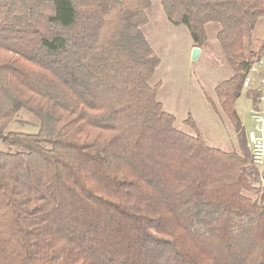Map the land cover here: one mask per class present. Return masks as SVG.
<instances>
[{
  "label": "trees",
  "instance_id": "1",
  "mask_svg": "<svg viewBox=\"0 0 264 264\" xmlns=\"http://www.w3.org/2000/svg\"><path fill=\"white\" fill-rule=\"evenodd\" d=\"M83 2L0 0V264H264V171L236 109L264 0L162 3L197 48L220 29L229 151L164 110L149 0Z\"/></svg>",
  "mask_w": 264,
  "mask_h": 264
},
{
  "label": "rangeland",
  "instance_id": "2",
  "mask_svg": "<svg viewBox=\"0 0 264 264\" xmlns=\"http://www.w3.org/2000/svg\"><path fill=\"white\" fill-rule=\"evenodd\" d=\"M85 1L87 4L83 2L84 9H99L96 0ZM162 3L163 0H149L144 12L148 20L144 27L146 37L161 59L152 79L160 86L159 100L164 110L174 115L179 129L188 133L198 130L207 143L229 151L235 143L236 128L228 118V112L222 110L216 94L218 84L231 76L223 48L217 40L220 29L216 24L207 27L206 46L198 48L201 50L199 58L194 59L193 51L197 46L189 30L169 21ZM261 25L264 26V22ZM247 93L242 92L236 102V109L250 122L251 111L256 105L249 107L245 97ZM2 149L4 145L0 141ZM261 185L264 187L263 181ZM258 187L259 184L255 186ZM151 195L147 192V196ZM154 200L161 204L158 196ZM180 234L183 235L182 232ZM53 240L56 242L58 239Z\"/></svg>",
  "mask_w": 264,
  "mask_h": 264
},
{
  "label": "built area",
  "instance_id": "3",
  "mask_svg": "<svg viewBox=\"0 0 264 264\" xmlns=\"http://www.w3.org/2000/svg\"><path fill=\"white\" fill-rule=\"evenodd\" d=\"M243 91L257 94V104L251 111L253 127L247 133L251 164L264 170V56L254 62L246 73Z\"/></svg>",
  "mask_w": 264,
  "mask_h": 264
},
{
  "label": "crops",
  "instance_id": "4",
  "mask_svg": "<svg viewBox=\"0 0 264 264\" xmlns=\"http://www.w3.org/2000/svg\"><path fill=\"white\" fill-rule=\"evenodd\" d=\"M252 94H256V93H254V92H249V93H247V95H245V97H246V99H247V102H248V104H249V107L250 108H253L256 104H257V99H256V101H254V96L252 95ZM257 95V94H256ZM258 98V97H257ZM250 108H249V110H250ZM239 113H240V111H239ZM239 116H240V119H241V123H242V128H243V130H244V132H245V134H246V137H247V133H248V131L249 130H251L252 129V127H253V122H252V120H251V115H250V122H247L246 121V119L245 118H243L242 117V115H241V113L239 114ZM236 136V135H235ZM236 139V138H235ZM248 141V140H247ZM264 171V170H263Z\"/></svg>",
  "mask_w": 264,
  "mask_h": 264
},
{
  "label": "water",
  "instance_id": "5",
  "mask_svg": "<svg viewBox=\"0 0 264 264\" xmlns=\"http://www.w3.org/2000/svg\"><path fill=\"white\" fill-rule=\"evenodd\" d=\"M200 52H201L200 49H198V48L194 49V51H193V58L194 59H198L199 58V55H200ZM263 184H264V181H263Z\"/></svg>",
  "mask_w": 264,
  "mask_h": 264
},
{
  "label": "clouds",
  "instance_id": "6",
  "mask_svg": "<svg viewBox=\"0 0 264 264\" xmlns=\"http://www.w3.org/2000/svg\"><path fill=\"white\" fill-rule=\"evenodd\" d=\"M264 181V180H263Z\"/></svg>",
  "mask_w": 264,
  "mask_h": 264
}]
</instances>
